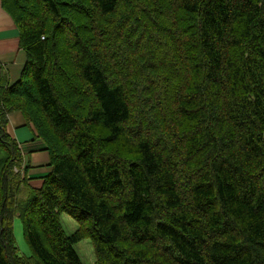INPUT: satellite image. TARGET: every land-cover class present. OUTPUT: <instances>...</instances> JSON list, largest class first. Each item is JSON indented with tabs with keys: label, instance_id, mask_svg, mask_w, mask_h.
Listing matches in <instances>:
<instances>
[{
	"label": "trees",
	"instance_id": "16d2710c",
	"mask_svg": "<svg viewBox=\"0 0 264 264\" xmlns=\"http://www.w3.org/2000/svg\"><path fill=\"white\" fill-rule=\"evenodd\" d=\"M4 8L27 59L13 84L0 63V264H84L85 239L93 264H264V0ZM13 111L46 174L29 176Z\"/></svg>",
	"mask_w": 264,
	"mask_h": 264
},
{
	"label": "crops",
	"instance_id": "0c3cea01",
	"mask_svg": "<svg viewBox=\"0 0 264 264\" xmlns=\"http://www.w3.org/2000/svg\"><path fill=\"white\" fill-rule=\"evenodd\" d=\"M26 59V53L20 46L19 30L14 17L4 8V0H0V63L7 72L10 84L20 78ZM8 118L7 132L18 142L25 161L30 166L29 176L49 172L50 157L45 150L46 144L34 125L28 123L21 112L13 111Z\"/></svg>",
	"mask_w": 264,
	"mask_h": 264
},
{
	"label": "rangeland",
	"instance_id": "374dc122",
	"mask_svg": "<svg viewBox=\"0 0 264 264\" xmlns=\"http://www.w3.org/2000/svg\"><path fill=\"white\" fill-rule=\"evenodd\" d=\"M2 158H3V155L0 152V170H1V166H2ZM31 184L34 186H39L40 183L37 181L36 182L32 181ZM20 197H23V192L19 196V198ZM14 217H15V220H14V227L13 228L15 231L17 246L19 247L21 253L29 256V255H31V249H30L27 241L24 238V234H23L24 226H23L22 220L18 215L14 216ZM61 221H62V224H63L67 233L70 234L76 230L77 223L69 215L63 214L61 217ZM75 248L78 251V253H79L84 264H93L94 263L95 254H94V250H93L92 244L90 242V239H85V240L78 242L77 244H75Z\"/></svg>",
	"mask_w": 264,
	"mask_h": 264
}]
</instances>
